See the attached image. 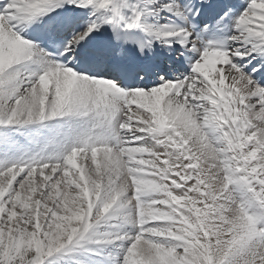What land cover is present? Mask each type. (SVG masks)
Masks as SVG:
<instances>
[{"label": "snow or ice", "instance_id": "1", "mask_svg": "<svg viewBox=\"0 0 264 264\" xmlns=\"http://www.w3.org/2000/svg\"><path fill=\"white\" fill-rule=\"evenodd\" d=\"M0 264H264V0H0Z\"/></svg>", "mask_w": 264, "mask_h": 264}]
</instances>
